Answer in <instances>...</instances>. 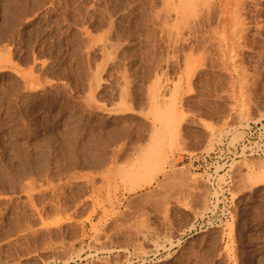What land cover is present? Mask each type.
Masks as SVG:
<instances>
[{
	"label": "rangeland",
	"instance_id": "374dc122",
	"mask_svg": "<svg viewBox=\"0 0 264 264\" xmlns=\"http://www.w3.org/2000/svg\"><path fill=\"white\" fill-rule=\"evenodd\" d=\"M215 1L0 0V264H264V159L194 162L264 119V0Z\"/></svg>",
	"mask_w": 264,
	"mask_h": 264
},
{
	"label": "built area",
	"instance_id": "2783aa9c",
	"mask_svg": "<svg viewBox=\"0 0 264 264\" xmlns=\"http://www.w3.org/2000/svg\"><path fill=\"white\" fill-rule=\"evenodd\" d=\"M241 132L242 138L238 142L228 145L225 140L222 145L215 146L214 151L199 156L194 162L197 165L210 163L211 169L216 163L228 165L244 157L264 159V119L249 122L241 128Z\"/></svg>",
	"mask_w": 264,
	"mask_h": 264
},
{
	"label": "bare ground",
	"instance_id": "6f19581e",
	"mask_svg": "<svg viewBox=\"0 0 264 264\" xmlns=\"http://www.w3.org/2000/svg\"><path fill=\"white\" fill-rule=\"evenodd\" d=\"M180 1L182 2L183 0H180ZM203 1L205 2V1H208V0H203ZM214 1H215V0H214ZM239 1H240V0H239ZM252 1H253V0H252ZM188 2H189V0H188ZM188 2H187V3H188ZM190 2H192V1H190ZM193 2H194V1H193ZM210 2H211V1H210ZM215 2H216V1H215ZM225 2L227 3L228 1H225ZM231 2H232V0H231ZM242 2H243V1H241V3H242ZM253 2H254V1H253ZM182 3H183V2H182ZM182 3H180V4H182ZM185 3H186V1H185ZM195 3H196V2H195ZM207 3H209V2H207ZM222 3H223V4H226V3H224V2L222 1V2H221V5H222ZM237 3H238V2H237ZM239 3H240V2H239ZM193 4H194V3H193ZM197 4H198V3H197ZM202 4H204V3H202ZM210 4H211V3H210ZM214 4H215V3H214ZM187 5H188V4H187ZM190 5H192V4H190ZM199 5H200V4H199ZM227 5H228V6H227ZM181 6H182V5H181ZM194 6H195V4H194ZM203 6H204V5H203ZM218 6H219V5H218ZM218 6H217V7H218ZM226 6H227L228 9H229V7L231 8L229 2L226 4ZM226 6L223 7V5H222V7H223V9H224V11H223L224 14L222 13L223 15H225V14L227 15V12L230 11V10H227V9H226L227 11L225 10V7H226ZM209 7H210V6H209ZM213 7H214V6H213ZM213 7H212V8H213ZM220 7H221V6H220ZM240 7H241V6H240ZM240 7H238V8H240ZM203 8H204V7H203ZM234 8H237V5H236V4L234 5ZM207 9H209V8H207ZM217 9H218V8H217ZM220 9H221V8H220ZM232 9H233V8H232ZM209 10H210V9H209ZM240 10H241V8L239 9V11H240ZM221 11H222V10H221ZM231 11H232V10H231ZM234 11H235V10H234ZM184 12H185V11H184ZM205 12H206V10H205ZM205 12H204V14H205ZM207 12H209V11L207 10ZM207 12H206V13H207ZM219 12H220V11H219ZM225 12H226V13H225ZM241 12H242V11H241ZM212 13H213V12H212ZM233 13H235V12H233ZM204 14H203V15H204ZM209 14H210V13H209ZM230 14H231V13H230ZM212 15H213V14H212ZM218 15H220V14H218ZM228 15H229V14H228ZM231 15H232V14H231ZM233 15H234V14H233ZM238 16H239V15H238ZM238 16H237V17H238ZM227 18H228V17H227ZM224 19H225V18H224ZM228 19H229V18H228ZM238 19H239V17H238ZM220 21H221V20H220ZM228 22H229V21H228ZM233 22H235V21H233ZM233 22H232V24H234ZM238 22H240V21H238ZM238 22H237V23H238ZM221 23H222V22H221ZM223 23H225V22H223ZM229 23H230V22H229ZM229 23H228V24H229ZM241 23L243 24L244 22H241ZM225 24H226V23H225ZM232 24H230V25H232ZM240 25H241V24H240ZM221 26H222V25H221ZM234 26H235V24H234ZM234 26H233V25H232V26H229V28H231V27H233V28L237 27V26H235V27H234ZM238 26H239V25H238ZM223 27H224V26H223ZM243 27H244V26H243ZM243 27H242V28H243ZM216 28H217V27H216ZM239 28H241V26H240ZM217 29H218V28H217ZM231 29H232V28H231ZM235 29H236V28H235ZM235 29H233V30H235ZM244 29H245V28H244ZM222 30H224V29H222ZM233 30H231V31H232V32H235V31H233ZM236 30H237V29H236ZM242 30H243V29H242ZM215 31H216V30H215ZM215 31H214V33H215V35H216V32H215ZM238 31H240V30H238ZM217 32H218V31H217ZM232 32H231V36L234 35V34H232ZM242 32H243V31H242ZM227 33H229V32H227ZM237 33H238V32H237ZM237 33H236V34H237ZM244 33H245V32H244ZM224 34H225V33H224ZM236 34H235V35H236ZM240 34H241V33H240ZM242 34H243V33H242ZM238 35H239V33H238ZM244 35H245V34H244ZM247 35H248V34H247ZM229 36H230V35H229ZM245 36H246V35H245ZM221 37H222V36H221ZM235 37H238V36L236 35ZM235 37H234V38H235ZM241 37H242V35H241ZM230 38H231V37H230ZM223 39H224V38H223ZM238 39H239V38H238ZM241 39H243V38H241ZM224 40H225V39H224ZM234 40H235V39H233V41H234ZM244 40H246V39H244ZM221 41H222V40H221ZM231 41H232V40H231ZM237 41H238V40H237ZM240 41H241V40H240ZM218 42H219V41H218ZM224 42H225V41H224ZM235 42H236V41H235ZM235 42H233V43L236 44ZM225 43H226V42H225ZM225 43H224V44H225ZM229 43H231V42L229 41ZM237 43H239V42H237ZM109 44H110V43H109ZM219 44L221 45L220 42H219ZM224 44H223V45H224ZM226 44H227V43H226ZM240 44H241V43H240ZM110 46H112V45H110ZM230 46H232V45H230ZM240 46H241V45H240ZM220 47H221V46H220ZM224 47H225V46H224ZM241 47H242V46H241ZM241 47H240V48H241ZM221 48H222V47H221ZM234 48H235V47H234ZM228 49H229V48H228ZM230 49H231V48H230ZM237 49H238V48H237ZM235 50H236V49H235ZM228 52H229V51H228ZM230 53H231V52H230ZM233 55L235 56V52L233 53ZM229 56H230V55H229ZM232 57H233V56H232V54H231V57H230V58H232ZM238 57H239V56H238ZM223 58H224V56H223ZM234 58H235V57H234ZM229 60H230V59H229ZM235 60H236V59H235ZM240 60H241V59H240ZM0 62H1V61H0ZM230 62H233V60H232V61L230 60ZM239 62H240V61H239ZM234 65H236V64H234ZM237 65H238V63H237ZM232 66H233V65H232ZM22 73L24 74V72H22ZM25 75H26V74H25ZM28 76H29V74H28ZM32 76H33V74L31 75V77H32ZM34 77H35V76H34ZM159 79H160V78H159ZM32 80H34V79L32 78ZM37 80H38V79H37ZM160 80H161V79H160ZM38 81H39V80H38ZM23 82H24V80H23ZM24 83H25V82H24ZM24 85L26 86V84H24ZM31 85H32V84H31ZM159 85H160L159 87H161V84H159ZM163 86H164V85H163ZM154 87H155V86H154ZM152 89H153V88H152ZM161 89H162V88H161ZM164 89H165V88H164ZM154 90H156V89L154 88ZM154 90H152V91H154ZM158 91H160V90H158ZM165 91H166V90H165ZM167 91H168V90H167ZM155 92H156V91H155ZM124 93H125V92H124ZM152 93H153V92H152ZM172 93H173V91H172ZM125 94H126V93H125ZM163 94H164V93H163ZM173 95H174V94H173ZM173 95L170 94V96H173ZM152 97H154V96L152 95ZM152 97H151V98H152ZM163 98H165V97H163ZM163 98L161 97V95H160L159 93H157V95H155V99H156V100H155V105H157V108H155L156 110H158V107H159L158 104H161V103H162V100H164ZM151 101H153V98H152ZM164 101H166V100H164ZM160 102H161V103H160ZM123 103H124V102H123ZM124 104H125V103H124ZM153 105H154V104H153ZM150 106H151V105H150ZM95 107H96V106H95ZM97 107H98V106H97ZM154 107H155V106H154ZM155 109H154V110H155ZM161 109H162V108H161ZM161 109H159V110H161ZM101 110H102V109H101ZM156 110H155V111H156ZM170 110H171V108H170ZM162 111H163V114H164V110H162ZM103 112H104V111H103ZM104 113H105V112H104ZM241 114H242V113H241ZM156 115H157V113H156ZM166 115H167V114H166ZM166 115H165V117H166ZM108 116H109V115H108ZM158 116H159V115H157L156 118H157ZM159 117H161V116H159ZM162 117H163V118H161V119H164V115H163ZM167 117H168V115H167ZM260 118H261V117H260ZM158 119L160 120V118H158ZM165 119H166V118H165ZM167 119H169V118H167ZM108 120H109V119H108ZM160 121H161V120H160ZM166 121H167V120H166ZM161 122H162V121H161ZM164 122H165V121H164ZM165 123H166V124H170V122H169V123L165 122ZM246 124H247V123H246ZM239 125L242 126L241 124H239ZM240 126H239V127H240ZM244 126H245V125H244ZM242 127H243V126H242ZM167 128H168V127H167ZM239 131H240V130H239ZM160 133H161V132H160ZM161 135H162V133H161ZM161 135H160V136H161ZM210 135H211V134H210ZM211 137L213 138V136H211ZM214 138H215V137H214ZM218 138H219V137H218ZM227 138H228V137H227ZM157 139H158V138H157ZM159 139H160V141H159ZM159 139L155 141V146H158L157 143H156L157 141H158V142H163V141H162V138H159ZM209 139H210V138H209ZM226 140H227V139H226ZM229 140H230V139H229ZM229 140H227V141H229ZM213 141H214V140H213ZM224 141H225V140H224ZM234 141H235V140H234ZM234 141H233V143H234ZM237 141H238V140H237ZM237 141H236V142H237ZM212 143H213V142H212ZM219 143H221V142H219ZM161 144H162V143H161ZM163 145H164V143H163ZM54 146H55V145H54ZM44 148H45V147H44ZM156 148H157V147H156ZM161 148H163L162 145H161ZM208 148H209V147H208ZM208 148H207V152H208ZM158 149H159V148H158ZM209 149H210V148H209ZM214 149H215V148H214ZM149 150H151V149H149ZM153 150H154V146H153ZM153 150H151L150 152H148V153H150V154L152 153V155H149V154H148L149 157L146 158L147 160H144L145 155H144V157H142L143 159L140 160V161H142V162H144V163H140V162H139V163H138V166H139L138 168L141 169V168L146 167L147 165H150V162H149L148 159H149V158L151 159V157L154 156V155H153V152H154V153H157V151H156L157 149H156L155 151H153ZM159 150H160V149H159ZM203 150H204V149H203ZM43 151H44V150H43ZM59 151H60V150H59ZM63 151H64V150H63ZM66 151H67V150H66ZM209 151H210V150H209ZM140 152H141V151H138V153H140ZM145 152H147V150H146ZM45 154H46V153H45ZM141 154H142V152H141ZM187 154H188V153H187ZM204 154H205V153H204ZM146 155H147V154H146ZM157 155H158V154L155 155V158L158 157ZM137 157H139V156L137 155ZM179 157H180V156H179ZM179 157H178V158H179ZM196 157H198V156H196ZM49 158H50V157H49ZM152 158H153V157H152ZM140 159H141V157H140ZM153 159H154V158H153ZM163 159H164V158H163ZM189 159H190V158H189ZM242 159H243V158H242ZM242 159H241V160H242ZM248 159H249V158H248ZM250 159H251V158H250ZM157 160H158V158H157ZM252 160L254 161V159H252ZM256 160H257V159H256ZM259 160H260V159H259ZM147 161H148L149 164H147ZM150 161H151V160H150ZM177 161H178V160H177ZM189 161H190V160H189ZM236 161H237V160H236ZM151 163H152V162H151ZM221 163H222V162H221ZM230 163H231V162H230ZM139 164H140V165H139ZM141 164H143L144 167H143V166L140 167ZM144 164H145L146 166H145ZM173 164H174V162H173ZM235 164H236V163H235ZM262 164H263V163H262ZM262 164H260V165L258 164L259 166H256L257 169L253 171V175H254V178H253V179H256V178L258 179V181L254 183V185H255V184L257 185L258 183H260V184H264V165H262ZM228 165H229V163H228ZM230 165H231V164H230ZM246 166H248V165H246ZM59 167H60V166H59ZM214 167H216V166H214ZM185 168H187V166H186ZM206 168H207V167H206ZM208 168H209V167H208ZM220 168H221V167H219V169H220ZM178 169H180V168H178ZM213 169H214V168H213ZM138 170H139V169H138ZM174 170H175V169H174ZM176 170H177V168H176ZM183 170L185 171L186 169H184V168L181 169L182 173H183ZM227 170H228V169H227ZM179 171H180V170H179ZM185 172L187 173V171H185ZM234 173H235V172H234ZM189 174H190V173H189ZM202 174H203V173H202ZM225 174H226V173H225ZM124 175H129V173H128V174L125 173ZM184 175L186 176V174H184ZM193 176H194V174H193ZM195 176H196V175H195ZM221 176H222V174H221ZM255 176H256V178H255ZM186 177H188V175H187ZM189 177H190V176H189ZM231 177H232V176H231ZM231 177H230V178H231ZM242 177H243V176H242ZM246 177H247V176H246ZM249 177H250V176L248 175V178H249ZM128 178H129V177H127V179H128ZM133 178H134V177H133ZM192 178H193V177H192ZM207 178H208V177H207ZM131 179H132V178H131ZM223 179H224V178H223ZM244 179H245V178H244ZM253 179H251V180L253 181ZM134 180H135V179H134ZM185 180H186V179H185ZM194 180H195V179H194ZM247 180H248V179H245V181H247ZM132 181H133V180H132ZM198 181H199V180H198ZM232 181H233V180H232ZM187 182H189V181L187 180ZM199 182H201V181H199ZM223 182H224V181H223ZM249 182H251V181L249 180ZM249 182H248V183H249ZM160 183H161V181H160ZM173 184H174V183H173ZM229 184H230V183H229ZM249 184L252 185V183H249ZM176 185H177V184H176ZM256 185H255V186H256ZM25 186H27V185H25ZM28 186H29V185H28ZM177 186H178V185H177ZM233 187H234V189H235V186H233ZM235 193H236V192H235ZM186 194H187V193H186ZM217 194H218V193H217ZM215 197H216V196H215ZM216 199H217V198H216ZM80 202H81V201H80ZM112 209H113V208H112ZM13 219H14V218H13ZM24 220H25V219H24ZM17 221H18V220H17ZM16 223H17V222H16ZM24 223H25V222H24ZM156 249H157V248H156ZM156 254H157V253H156ZM251 263H252V262H251Z\"/></svg>",
	"mask_w": 264,
	"mask_h": 264
}]
</instances>
